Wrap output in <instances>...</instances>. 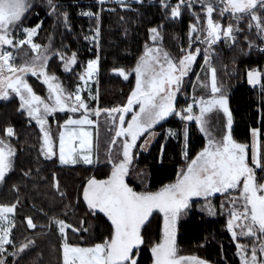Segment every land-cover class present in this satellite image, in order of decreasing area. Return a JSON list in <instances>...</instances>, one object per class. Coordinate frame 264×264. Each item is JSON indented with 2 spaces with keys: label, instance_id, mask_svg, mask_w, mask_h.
Returning a JSON list of instances; mask_svg holds the SVG:
<instances>
[{
  "label": "snow or ice",
  "instance_id": "obj_1",
  "mask_svg": "<svg viewBox=\"0 0 264 264\" xmlns=\"http://www.w3.org/2000/svg\"><path fill=\"white\" fill-rule=\"evenodd\" d=\"M46 2L50 12L58 19L62 18L65 28L71 31L68 12L58 11V7L62 6H58L55 0ZM116 2L126 6V0ZM137 2L143 3V0ZM105 3L106 0H98L100 6ZM197 4L204 12L206 26L200 25L199 13L193 12L196 23L190 25L186 53L178 61H174L160 47L146 48L132 70L135 73V87L126 105L100 109L90 107L88 102L96 100L98 96L89 84L98 77L99 55L90 59L77 75L79 83L74 90L66 89L59 78L49 71L48 61L51 56H56L62 62L64 72L76 74L74 68L78 64L77 54L72 52L68 56L58 50L50 53L48 46L34 42L43 21L33 27H23L26 14L33 6L32 0H0V99H8L10 93L19 98L20 109L26 110L28 117L34 119L39 126L42 135L40 151L44 158H57L60 165L99 164V142L97 139L94 144L91 129L98 128L97 120L92 117L98 118L102 111L113 126L109 128L110 132L114 131L111 145L115 146L120 141L118 158L113 157L111 149L105 157L111 167L110 175L106 179L93 176L87 179L80 190L89 213H102L110 222L109 237L91 246L73 245L68 241L66 229L71 228L77 233L81 229L54 218L63 238V264H138L141 246L145 244L144 230L155 219L154 213L162 216V237L155 243L149 241L152 264H207L198 257L178 254L177 225L181 216L187 214L194 198L209 201V198L217 194H227L229 197L231 210L228 230L233 240L243 236L255 241L251 245L237 244L241 264H264V132L260 128H252L251 143L234 139L233 115L227 97L217 84V70L211 65V97H193V102L182 109H178L176 103L183 78L191 71L201 53L199 47L193 48L192 45L197 42L206 45L204 62L208 64L209 58L215 55L213 46L222 40L234 44L236 33L243 30L239 23L245 19L249 21L247 28L255 29L257 35L264 38V0H178L175 5L163 2L161 7L169 9L171 19H177L181 17L183 8L191 10ZM214 12L221 18L228 16L229 20L234 19L236 23H228L225 27L213 18ZM80 14L95 20L96 27L84 38L98 45L101 34L99 13L84 11ZM17 29L22 32L19 39L14 35ZM150 32L153 42L163 39L157 27H152ZM24 45L30 46L36 55L17 65L11 49ZM251 47L250 42L249 48ZM116 71L124 80H128V72L122 68ZM29 74L42 78L47 85V100L36 94L24 78ZM247 82L254 87L260 85L264 90V72L250 70ZM84 92H87V97L83 95ZM197 104L198 113L194 110ZM216 109L222 110L226 117L223 133L218 139L209 135L207 145L191 158L188 154V131H183V155L186 162L174 183L165 184L155 191H136L129 185L126 178L136 154L146 150L155 135L150 130L175 114L181 121H196L200 125V131L208 135L206 116ZM57 113L71 114L60 126L58 142L53 136L49 121V117H54ZM77 113L79 116L75 115ZM129 113L131 117L126 121ZM145 133L148 135L138 146V141ZM5 134L7 140L0 138V184L10 179L16 165L17 150L11 144V138L16 136L14 128L8 126ZM169 135H175V132L169 130ZM163 154L164 148L161 146V159ZM207 210L212 212V207L209 206ZM15 212L16 204L0 206V264H19L21 254L35 243L28 240L20 245L15 244L12 238ZM237 221L243 223H236ZM27 227L36 228L31 217L27 218ZM10 247L14 250L9 253ZM8 255L13 260L9 261Z\"/></svg>",
  "mask_w": 264,
  "mask_h": 264
},
{
  "label": "trees",
  "instance_id": "obj_2",
  "mask_svg": "<svg viewBox=\"0 0 264 264\" xmlns=\"http://www.w3.org/2000/svg\"><path fill=\"white\" fill-rule=\"evenodd\" d=\"M98 0H55L58 11H67L71 31L50 12L46 0L36 2L26 14L23 27H33L43 21L35 40L42 46L53 41L54 50H68L77 54L78 64L73 73L62 70V62L56 57L48 62L49 71L54 73L59 82L68 90H74L79 83L77 75L83 70L90 59L100 57L98 101L91 107L100 109L126 105L131 91L135 87V73L132 71L146 48L154 43L151 41L152 27L160 30L161 48L169 53L174 61H178L188 50V34L190 25L196 23L193 12L199 13L200 25L206 26L204 12L201 7L191 10L183 8L180 18L171 19L169 9L161 7V2L142 4L130 7L118 5H97ZM176 4L178 0H173ZM99 13L100 43L91 47L84 38L90 35V30L96 27L93 18L81 15V12ZM166 13H168L166 15ZM213 18L225 27L228 23L235 24L228 16ZM247 19L241 20L242 31L236 33V41L232 44L222 40L213 46L215 55L209 58V67L217 70V84L228 99V106L233 115V137L238 142L251 143V129L260 128L264 132V90L260 85L255 87L247 82L250 70L264 72V38L257 35L255 29L247 28ZM254 23V22H253ZM251 42L252 47L249 48ZM198 43V42H197ZM197 43L193 44L195 48ZM28 46L24 45L14 52L15 63L20 65L33 57ZM64 52V51H63ZM203 55L197 57L191 80L203 66ZM129 73L128 80L115 74L118 69ZM204 77V76H203ZM205 78V77H204ZM26 80L36 94L47 99L46 86L31 75ZM197 82L183 87L179 96L177 108L182 109L192 103L188 98L190 91L196 98L211 97L209 82L205 90H198ZM196 86V89H195ZM69 113H59L50 118L52 132L58 142V131ZM79 116V115H76ZM98 123V142L100 162L96 166L60 165L57 158L46 160L40 148L42 136L34 123L20 109V102L13 97L0 103V138L8 139L5 129L12 126L16 136L11 138V144L17 150L16 165L10 174V179L0 186V206L16 204L12 238L15 244L31 240L35 243L21 254L19 264H63L62 240L59 232L51 225L52 220L62 219L75 228H80V234L70 230L67 233L69 243L79 246H91L109 237L110 222L102 214L92 215L82 200L80 190L87 179L95 176L106 179L111 167L106 162L114 131L107 115L102 111L100 116L93 117ZM186 121H181L178 115L171 116L158 126L159 136L148 153L138 152L127 182L136 191L159 190L162 186L174 183L179 170L184 167L186 159L183 155L181 138H167V130L180 131ZM222 124L215 123L213 133L220 138ZM111 137V138H110ZM140 143L138 144V146ZM206 145V140L200 133L195 122L189 125L188 154L194 158ZM161 146L164 148L161 159ZM28 175H25V173ZM57 181L59 189H57ZM61 193H64L62 196ZM228 196L218 195L194 200L187 214L182 215L177 225V248L181 256L199 257L209 264H241L237 244L241 240H233L228 230V214L231 206L225 200ZM224 207H221V205ZM212 207L209 212L208 207ZM149 225L144 230L145 244L141 246L138 264H152L151 243L158 242L162 237V216L153 214ZM31 217L36 224L35 229L27 227V218ZM50 228V229H49ZM87 229V231H83ZM151 241V243H149ZM248 242V243H247ZM251 245L255 241H247ZM10 247V252L13 251ZM11 260L13 257L11 256ZM10 260V261H11Z\"/></svg>",
  "mask_w": 264,
  "mask_h": 264
},
{
  "label": "rangeland",
  "instance_id": "obj_3",
  "mask_svg": "<svg viewBox=\"0 0 264 264\" xmlns=\"http://www.w3.org/2000/svg\"><path fill=\"white\" fill-rule=\"evenodd\" d=\"M42 2L43 0H32V3L33 4H35L36 2ZM145 0H143V2H144ZM147 2H150V3H156V2H161V3H163V2H167V3H169L170 5H175V3L173 2V0H146ZM133 4H142V3H138L137 2V0H126V6H122V5H120V4H118L117 2H116V0H106V3L104 4V5H118V6H122V7H130V6H132ZM97 5L101 8L102 6H100L99 4H98V1H97ZM196 7H201L199 4H197L194 8H196ZM86 17V16H85ZM25 28H27V27H25ZM14 35L16 36V38L17 39H19L20 38V36L22 35V32L19 30V29H17V31L14 33ZM37 37H38V35H36L35 37H34V42H36L35 40L37 39ZM88 41V43H89V45H90V48L91 47H95V46H98L99 45V43H100V38H99V43H98V45L97 44H94V43H92V42H90L89 40H87ZM151 41L153 42V40H152V34H151ZM37 43V42H36ZM154 43V45H152L151 47H153V48H155V47H160L161 48V46H160V41L159 42H153ZM26 46H28V45H26ZM48 47H49V52L51 53L54 49V44H53V41L51 42V43H49V45H47ZM6 48H7V46H5ZM196 47H199L200 49H201V54L203 55V57L205 56V51H204V49H205V47H206V45H204V44H201V43H197V46ZM28 48L29 49H31L30 48V46H28ZM260 48H262V47H260ZM19 49V48H18ZM18 49H11L12 51H16V50H18ZM162 49V48H161ZM163 50V49H162ZM260 50V49H259ZM31 52H32V50H30ZM68 56H69V52H68V50L66 49H64L63 50ZM62 51V52H63ZM164 51V50H163ZM261 51V50H260ZM13 52V53H14ZM41 52H43V47L41 48ZM33 53V57L36 55V53H34V52H32ZM71 55V54H70ZM32 57V58H33ZM31 58V59H32ZM51 58H52V56H51ZM50 58V59H51ZM30 59V60H31ZM49 59V60H50ZM204 59V58H203ZM49 62V61H48ZM196 62V61H195ZM194 65H195V63L193 64V66H192V68H191V71L188 73V75L187 76H185L184 78H183V82H182V85H183V87L184 86H186V85H188V84H190V88L193 86L194 87V84L197 82V84H199L198 85V90H205V89H207V88H205L206 86H207V83L209 82V89L211 90V74H210V67H209V63L208 64H205V62H204V60H203V66L201 67V69L197 72V74H196V76H195V78L194 79H192L191 80V78H190V75H191V73H192V71H193V67H194ZM62 70H63V68H62ZM115 74H117L118 75V72L117 71H115ZM30 75V74H29ZM130 76V75H129ZM205 78H204V77ZM25 79H26V76L24 77ZM123 78V77H122ZM42 83H43V81H42V78H40L39 79ZM99 74H98V77L95 79V82H91L90 84H89V87L93 90V92L94 93H98V91H99ZM28 82V81H27ZM44 84V83H43ZM45 85V84H44ZM182 85H181V89H182ZM46 86V88H47V85H45ZM195 89H196V86H195ZM194 90V89H193ZM193 90H191L190 91V94L188 95V98L193 102V97H195L193 94H192V92H193ZM47 93H48V88H47ZM48 95H49V93H48ZM83 95L85 96V97H87V92H84L83 93ZM180 95H182L183 97H187L185 94H183L182 93V91L180 90V92L178 93V95H177V101H178V98H179V96ZM13 97H15V98H17L18 100H19V98L14 94V93H10L9 94V98L8 99H0V103L1 102H5V101H8V100H10L11 98H13ZM42 98V97H41ZM48 98V97H47ZM42 99H44V98H42ZM45 100H47V99H45ZM98 101V96H97V99L96 100H89L88 102H89V105L91 104V103H94V102H97ZM177 101H176V103H177ZM20 102V101H19ZM91 107V106H90ZM138 105L136 106V109H138ZM197 113H198V111H199V107H198V104H197V106L195 107V109H194ZM22 111V110H21ZM23 112H25L26 113V115H27V112H26V110H23ZM57 114H59V113H57ZM69 115H71V114H69ZM75 115H79V113H77V114H75ZM28 116V115H27ZM130 117H131V113H129L128 114V116L126 117V121L128 120V119H130ZM171 117V116H170ZM170 117H168L165 121H167ZM29 118V117H28ZM50 118L51 117H49V121H50ZM93 118V117H92ZM30 119V122L31 123H34L36 126H37V128L39 129V126L36 124V121L34 120V119H31V118H29ZM94 119V118H93ZM165 121H162L160 124H158V125H156L155 126V128L154 129H152V130H150V131H152V132H154L155 133V135L151 138V141H150V143H149V145L147 146V148H146V150H142V151H140V152H142V153H148L149 151H150V149L152 148V146L155 144V142H156V140H157V138H158V136H159V132L157 131V128H158V126H160L163 122H165ZM111 122V121H110ZM192 122H195L196 124H197V126H198V129H199V131H200V125L196 122V121H192ZM192 122H185L184 123V126L182 127V129L179 131H175V130H173L174 132H175V135H169V130H167V138H173V139H178V138H181L182 139V141H183V146L185 147V140H184V137H183V131L185 130V129H187V131H188V135H189V125H190V123H192ZM215 123H217V124H219V123H221L222 124V131H224V128L226 127V117L224 116V114H223V112H222V110H219V109H216V110H214L213 112H211V113H209V114H207V116H206V125H205V127H206V129H207V133H208V135H206L204 132H201L200 131V133L202 134V136L205 138V140H206V145H207V141H208V137H209V135H211V136H213V137H215L214 136V134L215 133H213V131H214V124ZM50 126H51V124H50ZM51 130H52V126H51ZM92 131H93V136H94V144L96 143V140L98 139V128H93V129H91ZM53 133V132H52ZM223 133V132H222ZM148 135V133H145V136H142L141 138H140V141H138V144L141 142V141H143L144 140V138L146 137ZM42 136V135H41ZM54 136V135H53ZM113 136H114V133H113ZM55 138V137H54ZM111 138V137H110ZM215 138H217V137H215ZM188 140H189V138H188ZM187 143H188V141H187ZM205 145V146H206ZM119 147H120V141L118 140L117 141V144L115 145V146H112V145H110V149H111V152H112V155H113V157L114 158H118V151H119ZM44 157V156H43ZM77 165H81V164H77ZM83 165V164H82ZM68 166H71V165H68ZM73 166V165H72ZM76 166V165H75ZM87 166H96V165H87ZM0 186H1V184H0ZM218 195H221V194H217L216 196H218ZM197 199H202V198H194V200H197ZM193 200V201H194ZM225 201H229V197L227 198V200H225ZM230 205V204H229ZM231 206V205H230ZM231 210V209H230ZM230 210H229V214H228V220H229V218H230ZM236 223H243V221H237ZM51 225L59 232V230H58V226L54 223V219L52 220V223H51ZM50 229V228H49ZM71 230V228H69V229H66V232L68 233L69 231ZM237 230V232H239V229H236ZM77 233V232H76ZM59 234L61 235V233L59 232ZM78 234H80V232H78ZM61 240H63V238H62V235H61ZM237 240H241V241H243V242H239V243H243L244 244V242L246 243L247 241H251V238H245V237H243V236H240V237H238V239ZM248 243V242H247ZM9 253H10V248H9ZM239 256H240V252H239ZM199 258V257H198ZM7 259L10 261L11 260V255H8L7 256ZM201 259V258H200ZM207 264H209V263H207Z\"/></svg>",
  "mask_w": 264,
  "mask_h": 264
},
{
  "label": "crops",
  "instance_id": "obj_4",
  "mask_svg": "<svg viewBox=\"0 0 264 264\" xmlns=\"http://www.w3.org/2000/svg\"><path fill=\"white\" fill-rule=\"evenodd\" d=\"M72 166V165H71ZM75 166V165H74ZM62 245H63V240H62Z\"/></svg>",
  "mask_w": 264,
  "mask_h": 264
},
{
  "label": "built area",
  "instance_id": "obj_5",
  "mask_svg": "<svg viewBox=\"0 0 264 264\" xmlns=\"http://www.w3.org/2000/svg\"><path fill=\"white\" fill-rule=\"evenodd\" d=\"M260 50L263 49V48H259Z\"/></svg>",
  "mask_w": 264,
  "mask_h": 264
}]
</instances>
